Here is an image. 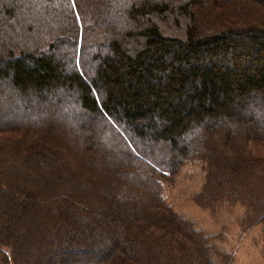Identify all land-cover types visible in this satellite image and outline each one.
<instances>
[{
  "label": "trees",
  "instance_id": "1",
  "mask_svg": "<svg viewBox=\"0 0 264 264\" xmlns=\"http://www.w3.org/2000/svg\"><path fill=\"white\" fill-rule=\"evenodd\" d=\"M189 162L264 233V0H0L5 261L229 264L164 202Z\"/></svg>",
  "mask_w": 264,
  "mask_h": 264
},
{
  "label": "rangeland",
  "instance_id": "2",
  "mask_svg": "<svg viewBox=\"0 0 264 264\" xmlns=\"http://www.w3.org/2000/svg\"><path fill=\"white\" fill-rule=\"evenodd\" d=\"M211 9L213 14L208 13L204 16L218 17L220 20H228L226 19L228 17H231V20H238L242 16L239 15L237 6L230 2H221ZM164 26L172 28L173 21L168 20ZM47 126L46 128L53 129L49 124ZM50 130H44L45 138L52 133ZM25 142L29 143V140L25 139ZM62 172L63 175L60 177L63 180L59 182V187L67 189L72 182L65 178V172ZM204 182L205 173L201 164L186 163L175 175L163 180L161 191L164 202L176 214L192 223L197 230L209 236L218 252L222 255L228 254L229 264H264L263 227L257 225L251 229H244L245 211L240 206L213 210L198 204L196 196L202 190ZM2 257L0 251V264H12Z\"/></svg>",
  "mask_w": 264,
  "mask_h": 264
}]
</instances>
